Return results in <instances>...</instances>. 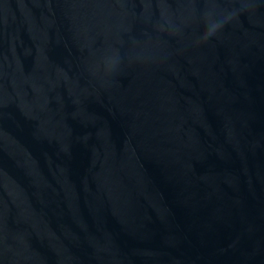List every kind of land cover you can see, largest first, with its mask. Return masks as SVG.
Returning a JSON list of instances; mask_svg holds the SVG:
<instances>
[{"label": "water", "instance_id": "obj_1", "mask_svg": "<svg viewBox=\"0 0 264 264\" xmlns=\"http://www.w3.org/2000/svg\"><path fill=\"white\" fill-rule=\"evenodd\" d=\"M0 264H264V0H0Z\"/></svg>", "mask_w": 264, "mask_h": 264}]
</instances>
